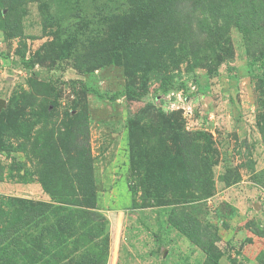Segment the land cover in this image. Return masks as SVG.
<instances>
[{
	"label": "rangeland",
	"instance_id": "1",
	"mask_svg": "<svg viewBox=\"0 0 264 264\" xmlns=\"http://www.w3.org/2000/svg\"><path fill=\"white\" fill-rule=\"evenodd\" d=\"M161 2L0 0V112L18 114L0 152V264H205L208 239L218 264H264V0ZM83 113L90 228L12 239L18 200L52 202L45 162L77 193L70 140L47 144Z\"/></svg>",
	"mask_w": 264,
	"mask_h": 264
},
{
	"label": "trees",
	"instance_id": "2",
	"mask_svg": "<svg viewBox=\"0 0 264 264\" xmlns=\"http://www.w3.org/2000/svg\"><path fill=\"white\" fill-rule=\"evenodd\" d=\"M161 1L163 2V6L166 3V6L170 5L168 8L172 7L170 4V0H161ZM248 1L249 4H251L252 0H248ZM138 2L140 4H144V3H150L151 0H138ZM135 30L136 29L132 26L124 27L123 31L120 34V37L118 36L117 39H115V42H118L119 44L122 45V49H123L122 51L125 54L133 53L140 44L139 39L134 37L133 35V31ZM131 35L132 38L130 37ZM145 65L148 66L150 72L152 66L147 62L145 63ZM146 93H147V87H146V83L144 82L139 84L137 87L128 84L123 92L124 96L127 97V99L129 100H138ZM80 116H81L80 120L78 121V124L74 127V129L71 130L68 128L65 129L64 134H60L56 140L55 139L53 141L50 140V142H48L47 144L48 148L51 150V153H53L54 156L55 155L54 151H56L54 149V146L56 144L55 142L61 140L60 139L61 135L63 137L67 136L68 140H70L69 143L67 144V149L65 150V152L67 156L70 157L71 161L69 163L71 164V162H73L72 167L74 168L75 175L77 177L76 180L77 193L73 194V196L71 197L69 196L70 198H73L74 201L72 203H69L70 201H67L66 199L69 197H65L63 194L59 193L55 185L54 179L51 177L52 175H54L51 169L52 164L49 161L45 162L43 165V170L41 169V178L38 180V182L41 184L43 189L47 191V193L51 196L52 202L31 203L23 199L18 200L17 202L21 204V206L24 209H26V211H24L23 214H21L17 210L13 213L15 214L13 216V223L9 228L14 234L12 239H19L20 235L21 237H23L24 234H26L25 232L27 228L29 227L28 225H31V227H33L35 231L40 226V228H38L39 229L37 236L38 240L49 236H55L56 232L54 231L53 226L57 227V229H65V231H67L70 228H74L76 223H79L84 228L87 229L88 227L90 228L91 222L87 220V217L91 216V212L89 210L93 208L92 206H89L87 202L93 201L94 195L91 189L92 187L91 183L89 182L87 183L86 180H84L83 178L85 175L91 176L88 119L85 113H83ZM17 118H18V114L11 113L9 111L0 112V152H5L6 150H8V146L4 142L3 137L8 134L9 128H12L15 131L11 133L17 132L15 126ZM261 133L264 137L263 126L261 127ZM51 135L54 136V133L52 132ZM178 150L179 152H181L183 150V147L180 146ZM44 158L45 157H43V162H44ZM56 172L57 170L55 171V173ZM2 175H3V170L2 167H0V180L2 179ZM223 206H226V208L229 210L231 208L229 205H223ZM220 211L223 212L222 210ZM26 215H29L30 218L26 217ZM179 224L180 225L178 230L189 236L188 230L186 229V225H185L186 221L183 220ZM59 231L61 233L64 232V230H59ZM95 232L97 233V230ZM76 233L78 232L76 231ZM17 234H19V236ZM97 234L99 235V232ZM3 240L4 239H1V242H3ZM195 243H197L200 246V248L206 255L205 264H218L220 256L214 245V242L211 239H208L207 241H203L202 243L195 241ZM38 247L41 250L43 249L41 248L40 244H38ZM44 252L48 253V250L44 249Z\"/></svg>",
	"mask_w": 264,
	"mask_h": 264
}]
</instances>
